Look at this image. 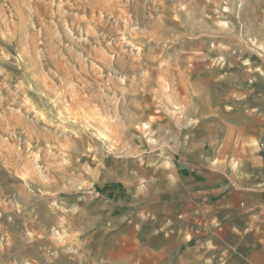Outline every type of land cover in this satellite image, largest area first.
<instances>
[{
  "label": "rangeland",
  "instance_id": "1",
  "mask_svg": "<svg viewBox=\"0 0 264 264\" xmlns=\"http://www.w3.org/2000/svg\"><path fill=\"white\" fill-rule=\"evenodd\" d=\"M250 113L264 0H0V264H95L153 166Z\"/></svg>",
  "mask_w": 264,
  "mask_h": 264
},
{
  "label": "crops",
  "instance_id": "2",
  "mask_svg": "<svg viewBox=\"0 0 264 264\" xmlns=\"http://www.w3.org/2000/svg\"><path fill=\"white\" fill-rule=\"evenodd\" d=\"M246 122L153 166L137 202L100 227L95 264H264V120Z\"/></svg>",
  "mask_w": 264,
  "mask_h": 264
}]
</instances>
